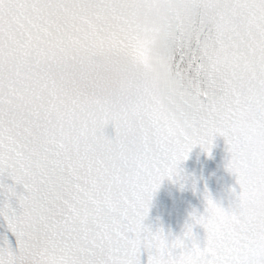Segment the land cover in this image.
Returning a JSON list of instances; mask_svg holds the SVG:
<instances>
[{"label": "snow or ice", "instance_id": "1", "mask_svg": "<svg viewBox=\"0 0 264 264\" xmlns=\"http://www.w3.org/2000/svg\"><path fill=\"white\" fill-rule=\"evenodd\" d=\"M217 137L228 206L146 223ZM0 194V264H264V0H0Z\"/></svg>", "mask_w": 264, "mask_h": 264}]
</instances>
